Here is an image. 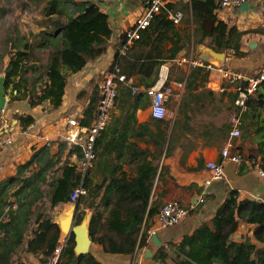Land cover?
<instances>
[{
    "label": "trees",
    "instance_id": "obj_1",
    "mask_svg": "<svg viewBox=\"0 0 264 264\" xmlns=\"http://www.w3.org/2000/svg\"><path fill=\"white\" fill-rule=\"evenodd\" d=\"M18 1L24 10L36 13L34 22L37 30L24 31L16 21L8 25L0 24V74L5 73L9 104L23 100L34 108L48 102L51 107L58 108L62 105L69 77L102 59L115 36L110 15L103 9L105 0ZM219 2H169V10H180L184 14L179 25L165 10L156 15L141 33L140 39L129 44L125 52L121 49L127 44V37L125 31L121 34L120 44L110 65V70L118 66L119 72L126 77L124 81H118L121 108L133 111L135 117L138 109L147 107L151 100L134 92L132 85H152L158 77L160 66L175 60L184 50L187 54L204 43L217 51L232 48L239 52L244 33L236 25L219 18L216 13ZM0 10H5L1 0ZM188 76L198 79L200 76L207 77L208 73L196 67ZM100 97L101 88L96 85L85 109L83 123L90 124L95 119ZM234 111L235 106L230 115ZM16 118L24 129L34 121L32 115L25 113H17ZM172 119L175 116L157 120L161 122L160 126L163 123L170 126ZM229 129L230 126H227L226 136ZM256 131L260 135L258 147L246 159L257 160L261 156V169L264 171V126ZM98 142L96 140V150ZM48 150V147L42 148L33 158L41 162V154L47 156ZM79 155L82 156L80 151ZM243 159L245 161V157ZM24 167H20L15 176L0 182V264H15L16 257L22 251L33 253L45 262L62 241L59 226L54 223L49 211L59 204L71 202V194L79 185L86 187L88 194L77 201L76 224L82 221L86 209H89L93 241L101 243L107 252L123 254H133L136 249L148 246L147 231L152 225V217L158 212L150 204L158 164L154 163L152 168L148 166V171L144 167V171L131 180L126 175L105 173L102 182L95 179L99 167L97 163L85 173L78 171L76 165L65 164L62 173L49 180L43 177V167L30 176L21 177ZM163 169H166L165 166ZM20 182L23 184L17 187ZM40 182L48 184V193ZM102 190L105 193L109 190L119 193V200L111 208L105 224H99L102 211L96 203ZM102 197L107 207L110 198L107 195ZM48 201L50 206L47 205ZM82 203H85L84 206ZM238 218L256 224L254 234L259 241H264V202L238 200L237 193L232 192L214 218L215 231L208 224H203L192 234L185 235L179 243L159 247L149 264H264L263 249L257 250L258 262L251 258L257 247L250 240L241 243L230 241L238 227ZM105 226L116 235L105 233L98 236L97 232ZM65 241L59 264H104L91 252L76 254L73 233Z\"/></svg>",
    "mask_w": 264,
    "mask_h": 264
},
{
    "label": "crops",
    "instance_id": "obj_2",
    "mask_svg": "<svg viewBox=\"0 0 264 264\" xmlns=\"http://www.w3.org/2000/svg\"><path fill=\"white\" fill-rule=\"evenodd\" d=\"M144 1L105 0L103 9L110 15L115 36L102 59L90 63L86 69L69 77L60 107L53 108L48 102L34 108L23 100L11 104L8 102L0 116V131L12 134L14 142L0 150V182L15 176L22 166L25 167L22 171L24 175H20L21 177L30 176L43 167V177L48 180L53 176H59L65 164L76 165L78 171L86 172L80 169L83 149L62 138L67 128V118L77 117L82 124H86L82 119L93 89L96 85L100 86L104 73L110 70L115 50L120 44V36L142 14ZM180 1L169 0L175 4ZM248 1L250 3L248 10H242L241 6L228 8L219 6L216 10L220 19L236 25L244 33L238 53L232 48L215 50L225 53L221 65L242 72L246 76L257 74L264 67V0ZM185 52L182 51L175 60L167 61L171 63V80L185 81V87L176 88L167 104L169 110L175 114V119L170 120L171 125L163 123L160 126L161 122L152 115L151 102L147 107L138 109L134 117L133 111L120 107L121 102L118 98L116 106L110 112L106 127L97 138L99 142L96 158L91 166L96 163L99 165L95 179L102 182L105 173L126 175L131 180L141 174L144 167H147L148 171V166L152 168L154 163L158 164L151 191V207L159 211L166 201L176 199L183 205L194 203L195 208L180 223L159 230L160 245L150 241L148 246L136 249L133 254L107 252L101 243L92 240L89 252L104 264H149L159 247L179 243L185 235L192 234L203 224H208L215 231L217 227L214 225V218L231 197L232 192L237 193L238 200L264 202V176L260 173L261 156L257 160L246 159V156L258 147L260 135L256 129L264 126V83L260 84L256 94L250 98L252 103L243 116L242 134L235 139V147L232 149L239 151L243 158L245 157V161L243 159L241 164L226 162L224 178L206 186L205 180L210 176L207 161L222 159L220 151L228 138L227 126H230L229 120L232 115L230 113L234 107L236 93L234 87L229 86L227 80L222 78L216 69L210 71L207 77L190 78L188 74L191 70L201 66L189 67L187 64L177 63V59L182 56L202 58V55L198 47L187 54ZM208 57L209 62L219 61L210 54ZM201 68L207 72L204 67ZM218 86H228V89L220 92L217 90ZM148 99L150 100L149 97ZM17 113L30 114L34 121L24 129L16 118ZM44 147L49 148L47 156L50 161L45 154H41L42 160L38 162L33 156ZM79 151L82 156L79 155ZM163 166L166 169H163ZM22 184L20 182L17 187ZM40 186L46 193L49 192L47 183L40 182ZM102 195L110 198L107 207L103 204ZM200 195L205 196V201L197 203ZM118 200V192L101 191L96 202L102 211L99 224H105L111 208ZM72 202L75 201L59 204L49 212L54 217L60 211L68 209ZM50 204L48 201L47 205ZM82 204L84 206L85 203ZM86 212L90 220L91 211L86 209ZM155 216L156 214L152 217L151 226L155 224ZM255 226L256 224L238 218V227L232 233L230 241L241 243L250 240L257 247L251 258L258 262L257 250H264V241L256 238ZM105 228L107 229L106 226ZM105 228L100 229L97 235L105 233L116 235ZM144 228L145 225L142 230ZM148 249L152 252L151 256H148ZM16 259L15 264H22L25 261L39 260L40 257L22 251Z\"/></svg>",
    "mask_w": 264,
    "mask_h": 264
},
{
    "label": "built area",
    "instance_id": "obj_3",
    "mask_svg": "<svg viewBox=\"0 0 264 264\" xmlns=\"http://www.w3.org/2000/svg\"><path fill=\"white\" fill-rule=\"evenodd\" d=\"M248 0H220L219 4L222 7L242 6ZM169 0H145L142 14L136 19L132 26L125 30L127 44L121 51L125 52L128 45L134 40L141 37V33L148 28L157 14L167 10L170 17L175 23H180L183 19V12L180 10L172 11L168 9ZM187 64L190 66H201L209 72L216 69L222 78L226 79L229 86L234 87L236 97L234 100L235 111L230 116V130L228 138L221 149L222 159L220 161L208 160L207 168L210 170V176L205 180V185L208 186L214 181L224 178V164L232 161L241 164L243 156L239 151H233L235 147V139L242 134L243 116L248 111L250 98L254 96L260 86L264 83V67L257 74L249 76L244 75L229 67L215 65L212 62L206 61L203 58H195L194 56H182L177 59V63ZM171 63L164 62L160 66L156 81L150 86L132 85L133 91L141 93L151 100L152 115L156 119L173 118V114L168 108V102L174 94L176 88H184L185 81L171 80ZM125 75L119 72V67L105 72L101 81V97L98 102V111L95 119L90 125L82 124L77 117L67 118V128L62 135V138L70 144H75L83 149V158L80 163V169L87 171L92 162L96 158V140L101 131L106 127L111 110L116 106L118 101L119 84L118 81H124ZM228 86H218L217 90L225 92ZM14 136L5 131H0V150L6 146L13 144ZM260 173L264 176V171L260 168ZM88 194V190L83 185L74 188L71 194V201L78 200L81 196ZM205 201V196L200 195L197 203ZM194 203L183 205L180 201L173 199L166 201L155 216V224L150 226L147 231L148 242L152 241V235L158 233L160 229L170 227L180 223L192 209L195 208ZM66 241H61L53 251L47 256L46 261L39 260L25 261L23 264H59L61 254Z\"/></svg>",
    "mask_w": 264,
    "mask_h": 264
},
{
    "label": "water",
    "instance_id": "obj_4",
    "mask_svg": "<svg viewBox=\"0 0 264 264\" xmlns=\"http://www.w3.org/2000/svg\"><path fill=\"white\" fill-rule=\"evenodd\" d=\"M250 7L249 1H245L241 9L248 10ZM198 50L202 55V58L209 61V54L219 59V61L213 62L215 65H221L224 58V52H217L212 47L207 46L204 43L199 44ZM9 101V95L6 93L5 88V73L0 74V112L4 111ZM78 213V202H72L70 207L66 210L60 211L54 218V223L59 226L60 240H68L71 234H75V247L76 254H86L89 252L92 238L90 235V220L88 218V212L85 213L82 221L76 224V216ZM91 219V216H90ZM152 242L160 245L161 240L158 233L152 235ZM148 256H151L150 249L147 250Z\"/></svg>",
    "mask_w": 264,
    "mask_h": 264
},
{
    "label": "rangeland",
    "instance_id": "obj_5",
    "mask_svg": "<svg viewBox=\"0 0 264 264\" xmlns=\"http://www.w3.org/2000/svg\"><path fill=\"white\" fill-rule=\"evenodd\" d=\"M1 1L5 5V10H0V18L3 20L0 24L5 23L8 25L10 22L16 21L24 31H28L29 29L37 30V26L34 22L35 12L24 10L18 0ZM100 79L101 78H98V80Z\"/></svg>",
    "mask_w": 264,
    "mask_h": 264
}]
</instances>
